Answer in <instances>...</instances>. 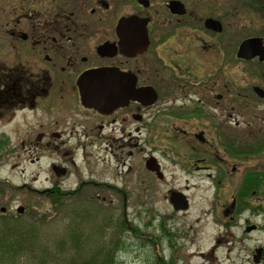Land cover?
<instances>
[{"label": "flooded vegetation", "instance_id": "af4514ba", "mask_svg": "<svg viewBox=\"0 0 264 264\" xmlns=\"http://www.w3.org/2000/svg\"><path fill=\"white\" fill-rule=\"evenodd\" d=\"M99 84L107 98L84 102ZM11 137L53 157L52 185L84 163L102 180L112 161L165 181L167 146L186 185L172 209L206 183L212 250L263 264L264 0H0V152Z\"/></svg>", "mask_w": 264, "mask_h": 264}, {"label": "rangeland", "instance_id": "374dc122", "mask_svg": "<svg viewBox=\"0 0 264 264\" xmlns=\"http://www.w3.org/2000/svg\"><path fill=\"white\" fill-rule=\"evenodd\" d=\"M11 138L4 148L12 141L16 147L0 152V209H6L0 210V228L8 224L3 223L4 217L12 221L19 214L16 209L24 206L29 221L40 212L47 213L45 224L39 227L43 241L53 244L58 240L69 247L55 257L44 253L39 245L41 240L26 243L14 264H41L42 261L75 264L74 260L87 258L93 251L99 252L97 259H102L103 263L107 252L111 264L113 257L117 264H255L247 247L223 243L212 250V236L217 233V226L204 214L213 193L206 183L188 185L192 205L187 212L176 213L172 209L169 190L183 189L186 185L182 180L184 176L172 183L167 146H158L168 172L165 181L148 179V172L143 168H136L125 178L123 167L112 161L109 173L102 180L91 178L84 163L73 166L71 176L52 185L55 182L50 167L53 157L44 154L39 162H33L20 145L21 137ZM31 140L33 143L37 138L31 137ZM143 147L140 154L147 152V146ZM120 171L123 178L118 174ZM34 177H38L34 184L21 183ZM47 187L55 188L53 193L58 196L42 194ZM19 223L15 220L10 224ZM255 236L261 238L264 234ZM76 245L83 247L80 257Z\"/></svg>", "mask_w": 264, "mask_h": 264}, {"label": "trees", "instance_id": "16d2710c", "mask_svg": "<svg viewBox=\"0 0 264 264\" xmlns=\"http://www.w3.org/2000/svg\"><path fill=\"white\" fill-rule=\"evenodd\" d=\"M44 194V192H42ZM51 196H58V193H53ZM26 213V212H25ZM25 213L18 214L12 221H9L6 217H4L3 223H8L4 227L0 228V264H14V260L16 256L18 255L19 251L24 248L22 246L26 243H32V242H38L39 245H42L41 248L44 251L46 255H55L58 256L61 252L66 250L69 247H65L64 243H59L58 240L55 241L53 244L43 241L41 238V233L39 232V227L45 224L47 219V213L40 212L37 215V218L33 216V219L29 221L27 216H25ZM15 220H18L20 223L18 225H12L10 223H13ZM25 220V221H23ZM14 227H20V229H16ZM34 237V239H33ZM71 237H74L72 235ZM37 238V240H36ZM14 243V244H13ZM33 245V244H31ZM30 245V246H31ZM32 247V246H31ZM83 247H79V245H76V250H78V257L81 255V249ZM97 255H100L98 251H93L87 258H83V256L78 259L74 260L73 263L75 264H111L110 261V255L106 252V262L103 263V260L97 259ZM113 262L112 264H117V261L115 257L112 258ZM41 264H47L44 261H42ZM50 264H54V262L51 261ZM56 264V262H55Z\"/></svg>", "mask_w": 264, "mask_h": 264}, {"label": "water", "instance_id": "95a60500", "mask_svg": "<svg viewBox=\"0 0 264 264\" xmlns=\"http://www.w3.org/2000/svg\"><path fill=\"white\" fill-rule=\"evenodd\" d=\"M106 87L104 86V84H99V85H95V88H83V91H82V96H83V101L84 102H87L89 99H97V100H101L102 99H105L107 98L105 93L103 94H96L97 91H105L106 92ZM174 197H176L175 199L178 200L179 198L182 199V203H186L187 202V199H183V197H181L179 195V193H176L173 195V197H171V200L173 201ZM178 209L179 208H182V209H186L188 207V204H184V205H180V206H176ZM1 211H5V207H1L0 209ZM18 212L19 213H23L25 208L24 206H19L18 207Z\"/></svg>", "mask_w": 264, "mask_h": 264}]
</instances>
